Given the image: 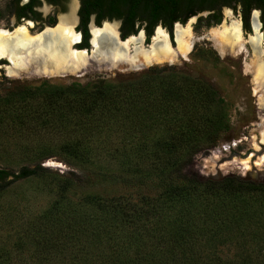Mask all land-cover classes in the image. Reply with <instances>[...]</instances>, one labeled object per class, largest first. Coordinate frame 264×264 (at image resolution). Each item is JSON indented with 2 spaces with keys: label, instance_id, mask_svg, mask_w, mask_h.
<instances>
[{
  "label": "trees",
  "instance_id": "16d2710c",
  "mask_svg": "<svg viewBox=\"0 0 264 264\" xmlns=\"http://www.w3.org/2000/svg\"><path fill=\"white\" fill-rule=\"evenodd\" d=\"M32 1L23 8L30 9ZM83 1L87 6L103 5L96 25L104 18L120 19L121 40L135 34L144 20L145 42L159 20L169 36L174 21L184 24L201 11H212L196 18L204 27L220 21L213 10L221 0ZM222 1L223 5L243 4L245 24L252 7L264 14V0ZM15 5L16 0H10L4 11L12 14ZM82 12L80 4L79 22L84 25L88 13L82 16ZM80 32L79 47L87 48L88 32L84 26ZM35 97L40 98L39 108L23 107ZM0 102V109L23 104L13 107L17 108L14 115L8 113L16 122L37 118L42 127L73 135L57 144L67 163L92 160L96 150L87 137L89 123L112 124L123 134L142 137L135 147L142 152L137 157L142 155L146 161L142 175L151 179L148 192L136 198L117 195L106 200L90 195L87 200L99 203L98 212L71 216L66 222L55 215L54 206L42 215L41 252L58 256L55 264H84L83 259L88 264H264V181L226 177L201 183L178 176L181 156L200 144L214 142L225 121L221 99L198 80L147 69L134 80L122 82L102 79L85 86H17ZM70 120L73 123L67 128ZM152 126L160 127V136L147 143L142 133ZM41 172L39 165L20 166L16 171L0 168V188ZM65 182L68 184L67 179ZM65 188L64 184L61 189Z\"/></svg>",
  "mask_w": 264,
  "mask_h": 264
},
{
  "label": "rangeland",
  "instance_id": "374dc122",
  "mask_svg": "<svg viewBox=\"0 0 264 264\" xmlns=\"http://www.w3.org/2000/svg\"><path fill=\"white\" fill-rule=\"evenodd\" d=\"M76 2L66 0L63 10L52 9L41 3L38 11L42 19L48 14L51 16L54 11L56 22L57 17L59 19L61 14H67L69 6ZM3 7L4 0H0V11L3 12L0 30L26 24L25 21H19L14 25L13 17H6ZM234 23L239 24L238 15L226 9L223 10L220 22L207 27L196 22L193 17L188 18L184 24H179L187 31L184 41H191L190 50L186 54L173 41V28L170 36L162 28L172 52L170 56L148 64H143L141 60L137 65L127 61L108 63L89 60L81 68L50 73H45L36 63L24 64L22 69L17 68L12 72L8 71L10 62L6 69L5 64H0V101L17 86L28 89L74 83L85 86L102 79L112 82L134 80L147 69L173 71L194 78L210 88L215 98L221 99L225 114L224 125L214 142L200 144L181 156L178 176L201 183L219 182L226 177L263 182L264 89L256 87L251 68L255 61L264 63V41L262 39L260 43L261 53L255 56L249 44L253 30L252 33L239 30L240 47H224L223 50L217 48V33L229 29ZM38 28L39 23H31L29 31L35 33ZM138 33L133 35L139 36ZM153 35L147 42L142 36L139 48L148 51L154 40ZM39 102L40 98L35 97L26 102L25 106L19 103L13 107L28 106L31 111H35L34 108H39ZM13 107L0 109V168L16 171L20 166L32 168L39 165L42 172L8 182L0 188V264H55L58 256L46 253L47 256L41 252L42 215L54 206L52 209L55 215L66 222L71 216L80 218L83 214L98 212L99 203L87 200L90 195L106 200L117 195L136 198L138 194L148 192L151 179L142 175L145 173L143 167L146 161L142 155L137 157L142 152L135 147L142 137L139 138V133L123 134L121 128L114 129L112 124L103 127L96 122L89 123L87 137L96 150L92 160L67 163L60 156L57 144L73 135L42 127L37 118L29 117L16 122L11 117L17 111ZM8 113L12 115L8 117ZM96 118L93 117V120ZM72 123L70 120L66 124L67 128ZM159 128L147 127V131L142 133L145 142L158 138ZM125 162L130 164L123 165ZM64 184L66 188L62 190ZM44 230L49 231V227L45 225ZM51 232L54 233L55 229ZM83 263L88 264L86 259H83Z\"/></svg>",
  "mask_w": 264,
  "mask_h": 264
},
{
  "label": "bare ground",
  "instance_id": "6f19581e",
  "mask_svg": "<svg viewBox=\"0 0 264 264\" xmlns=\"http://www.w3.org/2000/svg\"><path fill=\"white\" fill-rule=\"evenodd\" d=\"M76 6L74 3L70 13L60 17L54 27L46 28L34 36L23 26L14 29L12 32L0 30V58L6 57L9 60L8 71L17 70L24 64L36 63L43 68L45 73L61 72L67 71L69 68L74 70L81 68L89 60L108 63L127 61L134 65H137L141 60L143 64H148L153 60L159 61L170 56L172 51L169 48L167 35L161 27L157 26L150 49L143 51L139 48L142 41L140 32L138 33L139 36L130 35L131 37H126V40H121L118 38L116 22L105 23L106 21L102 23L100 28L89 24L90 49L87 51L77 50L73 46L78 40V35L73 30L77 21ZM256 19L254 13L252 18L253 33L249 37V44L255 56H258L262 51L260 46L262 39ZM175 26L174 40L176 46L182 53L186 54L190 50L191 41H184L187 31L178 24ZM217 35L216 44L219 49L224 47L234 49V47L237 48L242 45L238 23L232 24L229 29H224ZM131 47L132 54H130ZM251 70L256 87L264 89V63L255 61Z\"/></svg>",
  "mask_w": 264,
  "mask_h": 264
},
{
  "label": "flooded vegetation",
  "instance_id": "af4514ba",
  "mask_svg": "<svg viewBox=\"0 0 264 264\" xmlns=\"http://www.w3.org/2000/svg\"><path fill=\"white\" fill-rule=\"evenodd\" d=\"M65 1L66 0H49V1L48 0H33L31 2L30 9H27L26 10L25 8H23V6H25L26 4H28L30 2V0H16L15 7L13 9H11L12 10V14H7L6 13V17L9 16V15H11L13 17V19H14V25H17L19 23V21H25L26 24L25 25H17L15 27H12L11 29H8L7 31L8 32H11L14 28H16L18 26H23V27L27 28L28 29V32L30 33L29 27H30L31 23H35V24L39 23L38 31L35 32V33H30V34L34 35L36 33L42 32L46 28H52V27H54L56 25V23L58 22V17H57V21L56 22L54 21L55 20L54 19V17H55L54 16V11L52 12L51 16H50V14H48L44 19H42L41 18V15H40V12L38 11V7L42 3L44 5L49 6L52 9L63 10ZM76 1H77L76 2V5L77 6H76L75 13H76L77 21H76V24L74 25L73 30H74L75 33H77V35L79 34L78 40L74 44V47L77 50H83V49H88L89 48L88 39H90L89 38L90 37V32H89V27H88L89 25H88V23H89L91 17H92L93 25L94 26H97L99 28H100V26L102 25V23L104 21H108V23H110V21H113V20L118 22V27H119V25H120V19L107 20V19L104 18V19H102L100 21L99 25H96L95 24V18L99 15V12L100 11H101L100 14H102V6L103 5H101L100 7L87 6V2L86 1H83V0H76ZM8 2H10V0H4V7H3V9L5 8L6 4L8 5ZM222 2H223L222 0L215 2V8L213 10L214 14H216V13L219 14L220 20H221V17H222V14H223V10L224 9L228 10L229 13L231 11L233 14H237L238 15L239 30H240V32L242 30L244 33H247V32L248 33L249 32L252 33V18H253V14L255 13V18H257L256 21H257V23L259 25V32H260V35H261V39H263V41H264V14H261V10L259 8H257V7L254 6L251 9H249L248 14H247V21H246L247 23L245 24L244 19H242L243 14H245L244 10L241 8V7L244 6L243 4L237 2V3H230L229 5H223ZM80 4L84 8V12H82L81 15L83 16L86 12L88 13V15H87L88 16L87 17V21L85 22L84 25H82L79 22L78 10H79ZM73 5L72 6L71 5L69 6V12L68 13H70V11L72 10ZM247 5H246V7H247ZM243 8H245V7H243ZM210 12H212V11H201V12H199V13L191 16V17H195V20H196L197 17H204L207 14H209ZM1 13L3 15V12H1ZM67 14L65 13L64 15L63 14H61V15L62 16H65ZM2 15H1V17H2ZM137 21H134V26L137 25ZM175 23H178V22L177 21H174L172 23L171 30H172L173 25ZM80 24H81V26H80ZM143 24H146V21L145 20H144V23ZM143 24H140L138 31L141 30L142 33H143V36H144ZM44 25L52 26V27H44L43 28ZM82 26H84L86 28L87 32H88L87 48H80L79 47V45L81 44V32H80V30H81ZM157 26L163 28L167 32V28L165 26H163L162 25V22L159 20V21L156 22V24L152 28V35L153 34H156L155 30L157 29ZM118 27H117V30H118ZM174 29H175V27H174ZM174 29H173V34L172 35H173V41L175 42V40H174ZM4 30H6V29H4ZM152 35L150 37H152ZM0 64H5L4 65V68L6 69V66L9 65V60H7L6 58H0Z\"/></svg>",
  "mask_w": 264,
  "mask_h": 264
},
{
  "label": "water",
  "instance_id": "95a60500",
  "mask_svg": "<svg viewBox=\"0 0 264 264\" xmlns=\"http://www.w3.org/2000/svg\"><path fill=\"white\" fill-rule=\"evenodd\" d=\"M76 14V13H75ZM193 18H195V17H193ZM114 21V20H113ZM106 22H108V21H106ZM114 22H116V27H118V22L117 21H114ZM89 24H92L93 25V21H92V17L90 18V21H89V23H88V25ZM175 24H178L179 25V23H175ZM175 24L173 25V29H174V26H175ZM89 27V26H88ZM140 32V34L143 36V33H142V31H139ZM117 33H118V30H117ZM78 37H79V34H78ZM128 37V36H127ZM90 38V37H89ZM118 38H119V36H118ZM88 44H89V49H90V42H89V39H88ZM89 49H83V50H85V51H87V50H89Z\"/></svg>",
  "mask_w": 264,
  "mask_h": 264
}]
</instances>
